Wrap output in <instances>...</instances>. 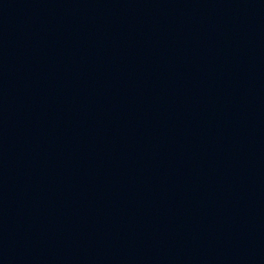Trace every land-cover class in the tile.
Returning <instances> with one entry per match:
<instances>
[{
  "label": "water",
  "instance_id": "95a60500",
  "mask_svg": "<svg viewBox=\"0 0 264 264\" xmlns=\"http://www.w3.org/2000/svg\"><path fill=\"white\" fill-rule=\"evenodd\" d=\"M0 264H264V0H0Z\"/></svg>",
  "mask_w": 264,
  "mask_h": 264
}]
</instances>
